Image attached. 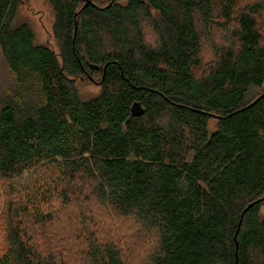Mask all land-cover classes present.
Wrapping results in <instances>:
<instances>
[{
    "label": "trees",
    "instance_id": "obj_1",
    "mask_svg": "<svg viewBox=\"0 0 264 264\" xmlns=\"http://www.w3.org/2000/svg\"><path fill=\"white\" fill-rule=\"evenodd\" d=\"M48 1L59 53L15 25L20 0H0L18 84L0 109V180L25 199L8 203L0 264H129L82 212L65 247L31 238L51 220L13 180L37 171L62 204L95 198L153 234L148 264H264V202L234 239L264 195V0ZM82 78L97 96L81 98Z\"/></svg>",
    "mask_w": 264,
    "mask_h": 264
},
{
    "label": "rangeland",
    "instance_id": "obj_2",
    "mask_svg": "<svg viewBox=\"0 0 264 264\" xmlns=\"http://www.w3.org/2000/svg\"><path fill=\"white\" fill-rule=\"evenodd\" d=\"M54 21V10L48 0H20L15 25L23 22L28 23L35 33L36 43L48 45L59 53V47L53 33ZM215 36H218V34H215ZM99 79L100 76L97 75L96 80L99 81ZM78 89L81 98L88 100L99 94L101 86L88 78H82V80L78 81ZM263 89L264 85L261 90ZM16 90H18V84L15 75L8 68L0 48V109L9 94ZM209 125V131L211 133L214 132L217 127V119H212ZM43 181L44 178H42L40 171L35 173L26 172L13 180L14 185L18 186L20 184L23 194L26 196L31 194L30 189H35L31 195L33 198H38L35 205L42 208L43 214L51 220L47 224L42 222V224L35 223L27 226L29 235L32 239H36L35 241L39 245L44 246V242L47 243V241L55 240L59 241L65 247V242L62 244L60 239L64 241L68 240V242L73 239L71 236L75 231L69 229L75 226L72 215L77 214V212H82L90 218L89 221L92 220V222L95 221L96 223V227L90 228V233L101 237L104 231L106 233L105 237L115 238L123 249L124 256L129 264H148L147 258L154 249L155 238L153 234H148L134 220L132 222V217L131 220H128L111 213L110 208L101 205L95 198L89 200V202L84 198L81 202L64 205L57 198V195L49 196L48 192L37 189L38 187H42L41 184H43ZM9 184L10 182L7 183V181L0 180V256L7 248L6 211L8 203L12 200V204L17 207L24 199L23 195L18 194L15 190H13L14 194L9 195L8 188L13 189ZM45 198L47 199L42 202ZM77 206H80L78 210ZM73 212L74 214H72ZM31 213L37 215L34 212H30L24 222L25 226L30 221ZM261 213L264 216V203L261 208ZM38 219L34 218V220ZM77 234H75L76 237L79 236ZM51 249V246H47L46 248V250Z\"/></svg>",
    "mask_w": 264,
    "mask_h": 264
},
{
    "label": "water",
    "instance_id": "obj_3",
    "mask_svg": "<svg viewBox=\"0 0 264 264\" xmlns=\"http://www.w3.org/2000/svg\"><path fill=\"white\" fill-rule=\"evenodd\" d=\"M89 3H91V0H87L86 1V4L84 5V7L87 5V4H89ZM75 28L77 29V24H76V26H75ZM75 32H76V30H75ZM106 68H107V66H105V68H104V75H105V73H106ZM104 77V76H103ZM261 98H264V91H263V93L254 101V102H256V101H258V100H260ZM138 104H140V103H138ZM139 105H137L136 103H134L133 104V106H132V116H137V115H139V114H141L142 112L140 111L141 109L138 107ZM220 117V116H219ZM262 202H264V195L262 196V197H260L259 199H256V200H254V201H252L251 203H249L247 206H246V208L242 211V213H241V215H240V219H239V222H238V225H237V229H236V232H235V236H234V239H235V241H236V247L238 248V241H237V236H238V233H239V231H240V228H241V225H242V222H243V218H244V215H245V212H247L251 207H253L255 204H258V203H262ZM236 260H238V252H237V250H236Z\"/></svg>",
    "mask_w": 264,
    "mask_h": 264
},
{
    "label": "bare ground",
    "instance_id": "obj_4",
    "mask_svg": "<svg viewBox=\"0 0 264 264\" xmlns=\"http://www.w3.org/2000/svg\"><path fill=\"white\" fill-rule=\"evenodd\" d=\"M263 216V215H262Z\"/></svg>",
    "mask_w": 264,
    "mask_h": 264
}]
</instances>
